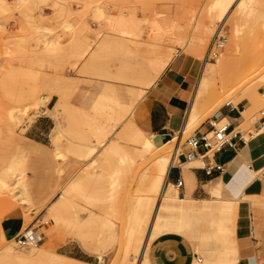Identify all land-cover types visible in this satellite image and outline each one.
<instances>
[{"label":"rangeland","instance_id":"374dc122","mask_svg":"<svg viewBox=\"0 0 264 264\" xmlns=\"http://www.w3.org/2000/svg\"><path fill=\"white\" fill-rule=\"evenodd\" d=\"M208 2L0 0V178L10 181V165L18 163L11 167L23 171L30 197L27 203L11 197L0 181V250L5 241H16L32 227L40 238L33 245L45 250L94 263L137 264L156 205L153 196L140 205V195L160 157L137 137L144 130L135 120L137 105L172 67L185 115L205 62L216 68L221 58L226 65L225 70L208 76L210 83L219 86L216 92L210 91L216 100L225 93L222 84L229 72L247 64L241 56L264 52V5L254 8L237 32L229 18L225 23L216 21V31L200 45L194 43L198 39L195 27L205 16ZM95 5L103 8L104 16L96 17ZM218 27L227 41L214 56L209 53ZM86 35L94 41L90 53L83 55ZM167 58L168 65L155 78L158 64ZM249 78L254 83L231 98L234 103L244 99V94L252 99L255 93L264 92V67ZM43 95L48 97L42 100ZM37 100L39 104L32 105ZM26 104L30 108L27 113L19 111L20 118L11 117V111ZM215 105L183 135L178 156L185 140L203 126L209 127L208 121L217 117L226 103L217 109ZM263 113L264 100L256 104L252 117L242 126L244 139L257 133ZM58 126L64 132L59 145L66 155L60 157L54 156L52 140V130ZM16 137L28 139L20 142ZM172 150L169 145L162 155ZM227 155V150L220 153L221 158ZM194 165L203 164L185 163L186 167ZM244 165L254 170L250 180L260 170L259 177L264 178V142L244 158ZM226 197L235 203L245 196L230 191ZM249 201L264 206L262 195L252 194ZM191 222L195 230L214 231L203 217ZM130 225L135 226L134 233H126ZM158 231L157 222L153 237ZM206 241L222 245L219 238H202L196 247L204 259L201 263L207 257ZM16 244V250L21 251L23 247Z\"/></svg>","mask_w":264,"mask_h":264},{"label":"crops","instance_id":"0c3cea01","mask_svg":"<svg viewBox=\"0 0 264 264\" xmlns=\"http://www.w3.org/2000/svg\"><path fill=\"white\" fill-rule=\"evenodd\" d=\"M178 98L177 77L169 67L137 105L135 120L144 130L155 133L158 140H166L182 130L185 115ZM228 103L231 105L221 106L217 117L229 121L234 132H242V126L252 117L249 108L253 101L245 97ZM208 130L209 127L203 126L196 134ZM256 132L245 139L242 147L239 141L236 148L225 147L213 155L212 151L208 153L211 158H206V167L213 162L222 164L225 168L222 173L217 170L207 173L204 165L186 167L185 163H202V159L197 157L187 162L183 154L178 156L167 178L169 199L164 201L159 218L154 220L141 264L148 261L149 264H264V206H253L249 201L252 194L264 196V178L255 176L250 180L254 170L244 165V158L264 142V121ZM225 150L228 155L221 158L220 153ZM206 151L202 147L198 153L203 155ZM179 178L183 185L178 189ZM168 188L173 189L169 192ZM230 191L245 197L231 202L226 197ZM198 217L205 218L214 231L195 230L191 221ZM157 222L159 231L153 237ZM212 236L220 239L221 247L206 241L205 263H201L204 259L198 262L200 240ZM7 237L5 234L4 238Z\"/></svg>","mask_w":264,"mask_h":264},{"label":"bare ground","instance_id":"6f19581e","mask_svg":"<svg viewBox=\"0 0 264 264\" xmlns=\"http://www.w3.org/2000/svg\"><path fill=\"white\" fill-rule=\"evenodd\" d=\"M260 5H264V0H209L208 5L206 7L207 9H205L206 10L205 16H203L202 18L201 17L199 18L197 25L195 27L196 28L195 29L196 36L198 37V39H196V42H194V43L200 45V43L202 42V39L204 37H208V36L212 35L216 31V30L214 31V29H215L214 27L216 26V24H215L216 21H221V22L225 23V21L228 20V18H229L231 25L233 26V30L235 32H237L240 24L243 23L244 21H246L247 17L252 12V10L254 8L260 6ZM234 6H235V8L232 12V9ZM93 9H94L93 12L96 15V17L100 18V17L104 16V10H102L103 8L95 5V8H93ZM67 25H68V23H67ZM218 28H220V27H218ZM221 29H222V27L217 32L220 33ZM87 30H88V27H87ZM87 37L88 36L86 35V40H87ZM92 40H93V38L89 37V40L86 41L87 47L85 48L83 55L86 53L87 54L90 53L89 51H91V49H92L91 45L94 41V40L93 41ZM94 58H95V56H94ZM241 59H242V61H246L245 63H247L248 65L243 64L244 65V67H243L242 63H241V66L237 70L232 69L229 72L227 80L222 84V88H223V90L225 89L224 90L225 93L222 97H220L219 99H216V100L212 97L213 95H212V93H210V91L216 92L217 89L219 88V86L216 82L210 83L208 81V76L215 75L219 71L225 70L226 65H225V62L221 58L217 60L218 66L216 68H209L208 62L204 63V66L201 69V74H200L198 83L196 85L193 101H192L191 105L189 106V108L185 114V117H184V123L182 126V130H181V132H178L176 135H174L172 137V139L160 141L157 139V135L155 133L148 132L145 130H143L141 132V134H139V136H137V137L142 138V143L144 144L145 147H148V148L152 147V149H154V151H155V154L160 155L157 164L152 168L151 171H149L148 178L146 181V186L143 190V193L140 195L143 198L139 202L140 205L144 204V200L148 196L154 197L156 205H155L154 213L152 216V220H151L150 225H149L148 230H147V235L145 237V242H144L143 248H142L140 254L136 256V258L138 259L137 264L142 263V259L145 255V249L148 245V237L150 236V231H151L152 225L154 223V220L159 218L160 208L164 205V201L169 199L168 196H166L167 178H168L170 168L174 164H176V161L178 159L177 156L181 152L180 151L181 147H180V143H179L180 140L182 139L181 134L184 135L186 132L190 131L191 128L194 126V124H196L198 122L200 115L202 116V113H204L205 111L210 109L212 104L214 105L216 102L215 107L217 109L224 104V101L226 103V102L232 100L231 98H233L236 95H239L248 85H252L254 83V81L250 80L249 74L257 72L258 69L264 67V52L263 53H257V54H255V53L254 54H252V53L251 54H245V55L241 56ZM168 63H169V58H167L165 60L163 59L160 64L157 63L159 67H158L157 72L155 73L156 74L155 78L160 77L159 75L161 73H163L162 71H164V69L166 68ZM156 67H157V65H156ZM47 97H48V95H43V97L41 99L43 100L44 98H47ZM245 97H249V96H246V94H244L241 98H245ZM263 100H264V93H260V94L255 93L253 98H252L253 105L249 108V111H251V112L254 111L256 104L262 102ZM38 104H39L38 100L34 101L32 103V105H38ZM28 109H30L29 105L26 104V105H24L23 108H21L19 110L11 111V117L12 118L19 117L18 116L19 111H21L23 113H27ZM9 115H10V113H9ZM11 130H13V129H11ZM14 132L15 131H13V133H12V131H11L12 134H16ZM63 134H64L63 129L60 126L54 127L52 130V140H53V146L55 149L54 150L55 151L54 156H56V157L66 156L65 154H62V150H61L60 145H59L60 136H62ZM11 138L14 139L13 137H11ZM19 138H22V137H19ZM25 138L28 139L27 137H25ZM25 138H23V139H25ZM16 139H18V138L16 137ZM23 139L22 140L18 139V140H20V142H22ZM18 140H17V142H19ZM33 143H35V142H33ZM244 143H245V139H244ZM27 144L29 145V143H27ZM38 144H40V143H38ZM28 145H27V147H28ZM169 145L173 146V150L171 152H168V153L162 155V152L164 151V149ZM16 147H17V145H16ZM21 148H23V146H21ZM21 148L19 149V147H18V151L21 150ZM127 153H130V152H127ZM27 154L29 155V153H27ZM140 156L142 159H144V154L142 151H141ZM187 162H190V161H187ZM10 164H11V162H10ZM17 164L18 163H16V165ZM11 165H10V169H9L12 171L11 174H9L11 176V180L9 181V178L7 180V178L1 177L0 181L3 183V185L8 187L9 191L12 194L11 197H15L16 199L27 203L30 201V199H29L30 197L28 196V194H27L28 192L26 191L27 186L25 185V177L23 176V173H22L23 171L21 173H18L19 172L18 168L15 170V168L18 166H16L14 164L15 166H13V165L12 166L15 168H13V167H11ZM12 169H14V170H12ZM260 173H261V170L258 172L257 177H259ZM5 174L7 175V173H5ZM6 175H5V177H6ZM6 191H2V193L6 192ZM139 204H138V206H139ZM104 225L105 224L102 225L103 229H104ZM134 228H135L134 225H132V226L130 225V227L128 228L129 230L126 233H134L135 232ZM123 235H124V233H123ZM121 237H122V235H121ZM11 239H13V238H11ZM15 242L16 241L10 240V239L8 241H5V245L2 247V250H0V264H71V263H68L67 259L74 260L77 264H101V263H94V262H90V261H86V260H81V259H78L75 257H70V256L63 254V253L48 251V250H45L43 248H40V247L33 245L34 243H31L30 245L23 247L21 249V251L16 250V247L14 245ZM124 264H126V262Z\"/></svg>","mask_w":264,"mask_h":264},{"label":"built area","instance_id":"2783aa9c","mask_svg":"<svg viewBox=\"0 0 264 264\" xmlns=\"http://www.w3.org/2000/svg\"><path fill=\"white\" fill-rule=\"evenodd\" d=\"M226 41V37L222 35L221 32L217 33L212 40L209 54L217 56L218 49L221 48ZM226 105L230 106L231 103ZM208 125L210 127L208 131L204 133H195L193 136L185 140L182 154L187 161H192L197 157L201 158L207 173H211L212 170H217L219 173H222L225 169L222 164L213 162L206 167V158H211L208 153L212 151L213 155L214 152L220 151L225 147L236 148L238 147V142L243 141L244 135L241 131L234 132L235 130L231 129L229 121H224V119H219L218 117L210 119L208 121ZM212 132H214V136H210ZM202 147H204L207 151L203 155H199V149ZM262 175L264 176V169L262 171ZM182 185L183 180L179 178L177 180L178 189ZM33 242H40V238L38 233L34 231L32 227L30 229H26L24 233L16 237V243L20 247H26ZM198 261H202L201 257H198Z\"/></svg>","mask_w":264,"mask_h":264}]
</instances>
